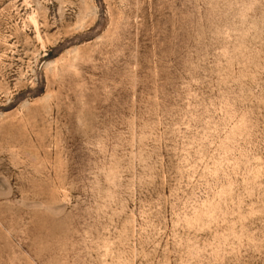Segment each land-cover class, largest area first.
I'll use <instances>...</instances> for the list:
<instances>
[{
    "label": "rangeland",
    "instance_id": "1",
    "mask_svg": "<svg viewBox=\"0 0 264 264\" xmlns=\"http://www.w3.org/2000/svg\"><path fill=\"white\" fill-rule=\"evenodd\" d=\"M0 264H264V0H0Z\"/></svg>",
    "mask_w": 264,
    "mask_h": 264
}]
</instances>
